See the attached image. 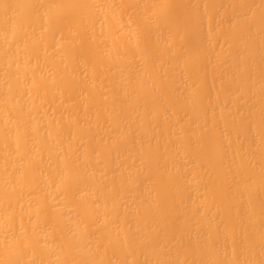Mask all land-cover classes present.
Listing matches in <instances>:
<instances>
[{"label": "bare ground", "instance_id": "obj_1", "mask_svg": "<svg viewBox=\"0 0 264 264\" xmlns=\"http://www.w3.org/2000/svg\"><path fill=\"white\" fill-rule=\"evenodd\" d=\"M0 264H264V0H0Z\"/></svg>", "mask_w": 264, "mask_h": 264}]
</instances>
